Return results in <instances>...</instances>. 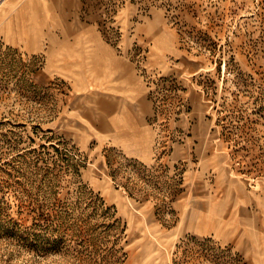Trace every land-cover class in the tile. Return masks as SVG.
<instances>
[{
  "label": "rangeland",
  "instance_id": "1",
  "mask_svg": "<svg viewBox=\"0 0 264 264\" xmlns=\"http://www.w3.org/2000/svg\"><path fill=\"white\" fill-rule=\"evenodd\" d=\"M108 8L143 74L190 64L149 68L154 161L92 140L37 77L45 14L0 7V264H264V0Z\"/></svg>",
  "mask_w": 264,
  "mask_h": 264
},
{
  "label": "crops",
  "instance_id": "2",
  "mask_svg": "<svg viewBox=\"0 0 264 264\" xmlns=\"http://www.w3.org/2000/svg\"><path fill=\"white\" fill-rule=\"evenodd\" d=\"M110 3L111 0H1L0 7L2 12L17 14L23 22L26 20L21 14L29 7L45 14L39 43L45 45L42 52L47 63L37 77L41 81L65 79L66 108L82 125L87 124L92 140L129 158L152 163L157 132L151 121V69L180 75L190 64L181 50L180 58L170 63L153 58L152 64L147 56L149 66L143 74L138 62L128 54L130 38L122 33L116 46L104 33ZM26 27L18 25L19 29ZM21 37L19 31L18 38Z\"/></svg>",
  "mask_w": 264,
  "mask_h": 264
}]
</instances>
